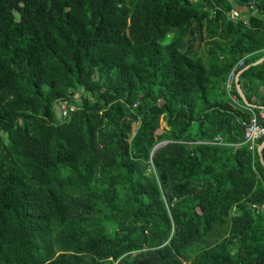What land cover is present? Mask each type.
<instances>
[{
    "label": "trees",
    "instance_id": "trees-1",
    "mask_svg": "<svg viewBox=\"0 0 264 264\" xmlns=\"http://www.w3.org/2000/svg\"><path fill=\"white\" fill-rule=\"evenodd\" d=\"M262 57L264 0H0V264H264Z\"/></svg>",
    "mask_w": 264,
    "mask_h": 264
},
{
    "label": "built area",
    "instance_id": "built-area-1",
    "mask_svg": "<svg viewBox=\"0 0 264 264\" xmlns=\"http://www.w3.org/2000/svg\"><path fill=\"white\" fill-rule=\"evenodd\" d=\"M240 16V11L233 10L232 11V17H238ZM242 64V63H241ZM235 73L232 72V74L229 77L227 87L230 90L232 88L233 81L235 80ZM235 102L238 103V100L235 99ZM59 108V114L62 116L69 115V112H72L75 110V106L73 104H67L65 102H62L58 106ZM248 109L252 110L253 108L247 107ZM259 112V115L256 113H253L251 119L249 121L244 122L245 125V138L246 141L250 143V148L255 149L256 142L260 140L262 137H264V125L260 123L259 117L264 119V110ZM254 208H260L258 205H253ZM264 208V204L262 205Z\"/></svg>",
    "mask_w": 264,
    "mask_h": 264
},
{
    "label": "water",
    "instance_id": "water-1",
    "mask_svg": "<svg viewBox=\"0 0 264 264\" xmlns=\"http://www.w3.org/2000/svg\"><path fill=\"white\" fill-rule=\"evenodd\" d=\"M262 62H264V57L260 58V59L257 60L256 62H254V63H252L251 65H249V66L245 67L244 69H242V70L237 74V76H236L235 82H236V86H237V89H238V93H239L240 97L242 98L243 103H244L247 107L257 108L258 106H257V105H254V104H252V103H250V102L248 101V99H247V97H246L244 91H243L242 88H241V85L239 84V77H240V75H241L245 70L249 69L251 66L259 65V64H261ZM259 108L264 110V106H259ZM263 147H264V141H263V143L260 145V147H259V149H258V150H259V153H260V158H261L260 160H261V162H262V164H263V166H264V158H263L262 155H261V150H262Z\"/></svg>",
    "mask_w": 264,
    "mask_h": 264
},
{
    "label": "rangeland",
    "instance_id": "rangeland-1",
    "mask_svg": "<svg viewBox=\"0 0 264 264\" xmlns=\"http://www.w3.org/2000/svg\"><path fill=\"white\" fill-rule=\"evenodd\" d=\"M58 113H59V108H58ZM137 126H138V124H135V125H134V129H136ZM163 126H164V125H163ZM164 144H165L164 142H163V143H160L159 146H162V145H164Z\"/></svg>",
    "mask_w": 264,
    "mask_h": 264
}]
</instances>
